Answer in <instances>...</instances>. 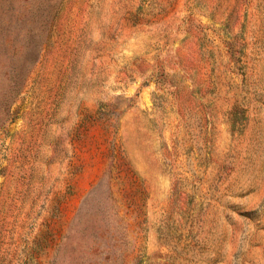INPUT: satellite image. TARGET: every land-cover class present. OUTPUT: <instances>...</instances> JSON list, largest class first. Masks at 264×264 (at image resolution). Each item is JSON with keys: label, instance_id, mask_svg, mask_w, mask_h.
<instances>
[{"label": "rangeland", "instance_id": "1", "mask_svg": "<svg viewBox=\"0 0 264 264\" xmlns=\"http://www.w3.org/2000/svg\"><path fill=\"white\" fill-rule=\"evenodd\" d=\"M0 264H264V0H0Z\"/></svg>", "mask_w": 264, "mask_h": 264}]
</instances>
